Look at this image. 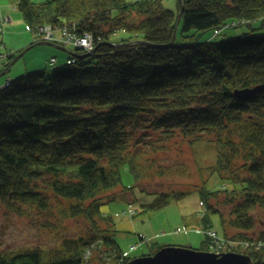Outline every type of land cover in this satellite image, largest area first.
I'll return each mask as SVG.
<instances>
[{"label": "trees", "instance_id": "1", "mask_svg": "<svg viewBox=\"0 0 264 264\" xmlns=\"http://www.w3.org/2000/svg\"><path fill=\"white\" fill-rule=\"evenodd\" d=\"M163 1L17 0L28 27H73L93 35L94 49L76 47L70 62L0 88V203L20 216L38 215L47 229L59 231L79 219L87 228L54 248H0V264L133 259L124 257L115 223L102 208L130 191L123 187V166L138 180L154 171L165 175L168 167L147 162L174 140L215 143L211 169L221 187L201 181L186 190L157 191L144 208L160 210L199 191L205 229L212 226L209 213L220 214L224 238L251 243L236 252L264 264V231H255L257 213L264 212V34L227 33L244 24L264 28V0H183L178 31L191 44L178 43V34L173 42L180 0L177 11ZM120 31L125 36L115 43L144 42L114 46ZM191 31L215 35L199 43ZM223 32L233 37L218 39ZM211 242L207 232L201 250L210 251Z\"/></svg>", "mask_w": 264, "mask_h": 264}, {"label": "rangeland", "instance_id": "2", "mask_svg": "<svg viewBox=\"0 0 264 264\" xmlns=\"http://www.w3.org/2000/svg\"><path fill=\"white\" fill-rule=\"evenodd\" d=\"M134 1V0H129ZM164 6L177 11L178 0H164ZM17 0H0V19H6L2 25L0 21V88L6 80H15L37 69L48 67V72L53 68L50 65V51L60 55H68L66 51L50 45H38L27 51L22 57L10 60L8 57L17 50L26 49L29 42H39L34 28L29 29L23 19V14L16 6ZM13 19L12 22L10 18ZM263 22H254L253 27L261 26ZM28 29V30H27ZM244 32L254 35L264 34V28L254 29L246 24L227 33H236L242 36ZM195 42L203 43L215 35L213 31L201 34L191 31ZM59 39L51 41L58 43L69 50L76 47L62 40L63 35L56 33ZM123 31L112 37V42L124 37ZM221 33L218 39L232 38ZM34 39V41H33ZM62 39V40H61ZM32 43L30 45H32ZM178 43L191 44L193 41L182 38V28L178 31ZM82 53V52H80ZM53 59V58H52ZM51 59V60H52ZM56 59V58H55ZM13 60H15L13 62ZM57 61V59H56ZM70 62V60H68ZM57 63V62H56ZM168 150L150 158L156 166L168 167L165 175H157L145 180H138L128 165L122 168L123 187L130 188L129 192L103 206L102 211L111 217L115 223V237L124 251L131 246L136 249L131 252V257H140L155 250L158 246H181L201 250L208 231H216L220 236L224 234V224L221 215L209 213L212 226L205 229L204 217L206 208L201 204V194L192 190L181 198H174L172 202L160 210H147L143 204L153 203L157 197L154 192L170 190H186L189 184L207 182L209 189L221 187V179L212 167L217 163L218 149L215 143L200 140L190 145L181 140L168 143ZM170 170V171H169ZM260 222L256 228L257 235L264 231V212L257 213ZM44 219L31 214L20 216L9 211L0 203V248L4 250H19L42 246L54 248L60 245L66 237L84 235L87 223L84 219L66 221L61 230H51L44 227ZM228 251V250H226ZM95 264V263H94Z\"/></svg>", "mask_w": 264, "mask_h": 264}, {"label": "water", "instance_id": "3", "mask_svg": "<svg viewBox=\"0 0 264 264\" xmlns=\"http://www.w3.org/2000/svg\"><path fill=\"white\" fill-rule=\"evenodd\" d=\"M180 2L182 5V11L179 15L178 24L174 33L173 42L176 40L178 34V28L182 20L183 0H180ZM142 42L144 41H134L130 43H112V45L117 47H124V46L135 45ZM42 44L56 47L60 50L66 51L69 54L73 53V51L67 49L66 47L58 43H54L51 41H39L32 45H29L16 57L15 60L22 57L27 51H29L33 47ZM87 56L88 54L83 55V57H87ZM15 60H13V62ZM256 91L257 90L246 91L245 94L251 95ZM124 264H254V260L250 255L239 252L229 251L218 254L212 251L196 250L181 246H166L161 248L152 255L136 257Z\"/></svg>", "mask_w": 264, "mask_h": 264}, {"label": "built area", "instance_id": "4", "mask_svg": "<svg viewBox=\"0 0 264 264\" xmlns=\"http://www.w3.org/2000/svg\"><path fill=\"white\" fill-rule=\"evenodd\" d=\"M6 19L4 20L0 19L2 21V25ZM31 30V28L29 27ZM32 31V30H31ZM36 31V39L37 40H46V41H57L56 39H59L57 37L56 33L60 32L63 35L62 41L71 44L75 47H79L85 51H91L94 49V38L91 33H84L79 34L76 33L73 29V27L69 26H63V27H57L53 25H42L39 26ZM0 34H2V29L0 28ZM56 59L53 58L50 60V65L55 66ZM209 237L212 239V242L210 244V250L213 252H216L218 254H221L222 252L228 251H238V250H245L251 246V243L249 241H237L232 239L224 238L223 236H220L216 231H208ZM136 249V246H131L128 251L124 253V257L130 256L131 252ZM90 252H88L85 257L89 258Z\"/></svg>", "mask_w": 264, "mask_h": 264}, {"label": "crops", "instance_id": "5", "mask_svg": "<svg viewBox=\"0 0 264 264\" xmlns=\"http://www.w3.org/2000/svg\"><path fill=\"white\" fill-rule=\"evenodd\" d=\"M7 18H10L11 19V21L10 22H12L13 21V19L11 18V16H8ZM28 30V29H27ZM33 41H34V39H33ZM32 42H29V45L31 44ZM22 50H23V48H22ZM17 51H21V50H17ZM17 51H15V52H17ZM71 51H73V50H71ZM74 52V51H73ZM14 53V52H13ZM69 53H68V55L66 54V55H64V56H60V55H58V54H56V53H54V52H52V51H50V58L48 59V61H50L52 58H56L57 59V64H66L67 63V61L69 60ZM41 69H48V67H45V68H41ZM40 69V70H41ZM37 70H39V69H37ZM9 80V79H8ZM8 80H6V82L8 81Z\"/></svg>", "mask_w": 264, "mask_h": 264}, {"label": "bare ground", "instance_id": "6", "mask_svg": "<svg viewBox=\"0 0 264 264\" xmlns=\"http://www.w3.org/2000/svg\"><path fill=\"white\" fill-rule=\"evenodd\" d=\"M20 53H21V52H20ZM20 53H19V54H20ZM19 54H18V55H19ZM18 55H17V56H18ZM17 56H16V57H17ZM125 252H126V251H125Z\"/></svg>", "mask_w": 264, "mask_h": 264}]
</instances>
